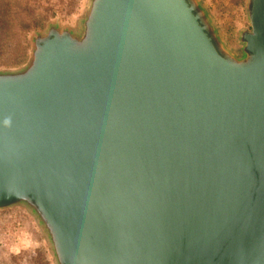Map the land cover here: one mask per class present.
<instances>
[{"label": "water", "instance_id": "obj_1", "mask_svg": "<svg viewBox=\"0 0 264 264\" xmlns=\"http://www.w3.org/2000/svg\"><path fill=\"white\" fill-rule=\"evenodd\" d=\"M228 46L202 0H89L0 70V210L55 264H264V0Z\"/></svg>", "mask_w": 264, "mask_h": 264}, {"label": "rangeland", "instance_id": "obj_2", "mask_svg": "<svg viewBox=\"0 0 264 264\" xmlns=\"http://www.w3.org/2000/svg\"><path fill=\"white\" fill-rule=\"evenodd\" d=\"M89 0H0V70H18L31 58L32 39L52 21L78 27ZM228 46L238 51L250 29L246 0H202ZM0 264H55L46 235L26 207L0 210Z\"/></svg>", "mask_w": 264, "mask_h": 264}]
</instances>
